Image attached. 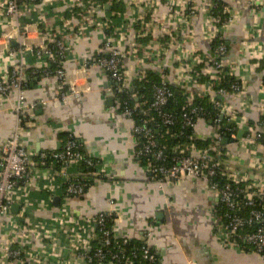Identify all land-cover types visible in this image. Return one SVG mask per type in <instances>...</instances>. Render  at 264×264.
Wrapping results in <instances>:
<instances>
[{
  "label": "built area",
  "instance_id": "1",
  "mask_svg": "<svg viewBox=\"0 0 264 264\" xmlns=\"http://www.w3.org/2000/svg\"><path fill=\"white\" fill-rule=\"evenodd\" d=\"M65 5L63 11L70 10L73 7L80 8L82 17L80 23L73 20L65 21L62 13L58 17L61 25L55 31H41L42 43L39 47L32 50L21 48L18 51L5 49L0 50V62L14 61L16 55L25 52H31L35 56V66H33L32 75L39 78L54 77L59 85V102L64 103L67 95H78L73 87L72 81L67 77L64 71V64L69 60L68 38L72 32L93 25L92 16L95 10L100 8V3L96 0H75L72 2L61 0ZM163 1L167 17L162 21L154 17L155 8ZM232 3L240 0H230ZM251 12L256 11L258 3L255 0H245ZM40 0H0V22L17 25L23 15V7H37ZM107 5V3H106ZM135 0H128V8L132 10L135 17L132 23L140 25L138 33L134 32L132 44L137 52H143L148 58H164L169 51L173 52L170 58L166 59L172 65V72L176 76L175 82L179 88L186 89L189 96L192 95V89H197L202 96L211 92L210 97L214 108L219 111L221 119H226L233 128H226L223 135H227L230 141L237 144L238 155L247 154L248 161L244 168L230 166L231 163H239L237 153L229 152L225 148L222 159L208 155V150L196 151L191 145H187L189 154L178 156L170 163L162 151L156 150V143L152 137L151 129L144 126H138L131 120V111L124 109L122 114L126 116L132 124L133 136H138L144 140V145L135 152L136 157L150 156L153 162L159 165L146 166L152 181L159 186H173L181 181L196 178L203 179L208 183L209 189L218 197L219 204L224 206V211L217 216L215 228L220 235L221 244L240 253L255 254L260 256L264 262V145L258 141L264 134V120L259 122V127L249 129L242 142L237 141V129L242 126L244 119L230 105L216 99L217 96L231 97L239 102L246 97V84L241 75H236L235 66L238 61L230 60L227 55L224 35L239 25L240 11L220 5L217 0H149L144 4V8L137 10ZM199 15L204 26V33L209 42L218 41L214 49L216 57L210 63L204 62L205 55L197 50L189 53L186 59L181 58L183 44L181 36L178 38L180 29H176L175 22L186 20V23L192 17ZM164 21H169L172 27H165ZM84 25V27L82 26ZM127 25L119 24L111 28L112 39L108 38L100 48V51L94 54L91 59L96 68L107 75L118 87H125V72H123V62L126 54L113 46L112 42L123 34L122 29H127ZM110 25L107 26V29ZM129 30L126 31L128 33ZM6 36H8L6 34ZM124 36V35H123ZM5 39V34L0 35V39ZM137 38L149 39L147 43L137 44L134 42ZM90 62V61H88ZM204 62V63H203ZM206 65L201 75L207 78L205 84L201 85L198 77L192 74L195 65ZM14 65V64H13ZM24 62L18 61V66L9 73L0 70V100L6 99L13 94L14 103L11 107L14 114V124L10 130L8 139L0 146V264H134L133 261L125 258L123 249L116 242V252L111 251L112 239L115 238L112 227H107L109 218L112 222L116 216L115 205L109 201V210L98 212L91 217L74 218L72 213L66 208L70 199L82 197L87 187L86 184L94 179L105 176V170L96 162L90 154L86 155L75 152L76 143L72 136L65 138L61 151L41 152L38 155V162L34 161V154L29 152L23 144L24 121L33 112L37 105H45L46 102H29L26 96V75L23 73ZM166 70V69H165ZM162 81L153 88V101L151 107L161 117L165 127L173 124L170 116L162 112L171 96L167 88V81L163 73ZM222 74V75H221ZM142 76V73L139 77ZM221 76L234 78L235 83L230 86V92L219 88L214 90L213 86L220 81ZM137 77V78H139ZM70 90L69 94L64 92L65 88ZM113 93V92H112ZM134 96V95H133ZM58 101V100H57ZM37 103V104H36ZM136 108V106L134 107ZM194 112V111H193ZM192 112V113H193ZM260 112L264 117V102L260 104ZM185 126L195 131L197 122H193L187 115H183ZM208 128L211 132L210 138L216 140L211 151H215L218 144L221 143L222 136L218 134L216 128ZM225 128H223L224 130ZM201 140L204 135L196 136ZM241 144H247L245 148ZM243 148L244 152L241 151ZM239 149V150H238ZM261 149V153L257 150ZM36 156V155H35ZM50 158L58 167L48 165L46 160ZM85 165L93 169L91 173H84L81 167ZM74 169L76 170L75 172ZM44 174V181L39 172ZM226 178V184L223 188H218L212 180L218 175ZM64 177V188L60 193L62 207L55 209L49 207L50 199L44 198L37 201L35 205L29 200L33 190H41L50 194L58 176ZM82 176H88L90 181L80 179ZM241 184H246L241 186ZM239 197H242L239 200ZM14 205L18 206V213L12 214L11 209ZM243 208L250 209L248 217L242 216ZM42 211L49 213L50 217L43 221L33 222L30 211ZM224 220H223V219ZM48 220V221H47ZM254 227L250 233H241L245 228ZM149 234L141 238L143 247L141 248L142 259L153 263L157 260V252L148 244ZM121 244H126L129 240L120 239ZM99 242V247L93 245ZM135 252H132L134 254ZM70 256L75 261H66Z\"/></svg>",
  "mask_w": 264,
  "mask_h": 264
},
{
  "label": "crops",
  "instance_id": "2",
  "mask_svg": "<svg viewBox=\"0 0 264 264\" xmlns=\"http://www.w3.org/2000/svg\"><path fill=\"white\" fill-rule=\"evenodd\" d=\"M124 1L127 8L124 14L113 18L114 13L108 12V2L95 10L91 27L70 34V58L64 64V71L78 95L70 96V90L66 87L64 92L69 95L64 103L59 102L61 89L54 77L41 79L32 75V65L35 66L36 58L31 52H25L21 57L16 55L14 61L1 60L0 70L6 73L17 67L18 61L22 60L27 99L29 102H46L45 105H37L31 116L25 119L23 144L34 154V161L38 162L41 152L61 150L65 141L61 138L62 134H69L76 139L84 151L105 170V176L102 177L105 179L92 180L83 196L70 199L66 208L78 219L108 211L109 201H112L116 212L112 222L115 238L141 241L144 235L149 234L148 244L157 252V264H264L258 255L243 254L221 244L220 235L215 228L219 201L205 180L192 178L169 187L159 186L152 181L146 166L138 162L132 124L119 110L118 100L112 93L114 82L91 61L103 43L108 38L112 39V34H106L107 26L110 25L109 30L119 24L128 26L127 29H122L120 38L113 35V38L118 39L112 42L113 46L126 54L122 68L125 72V88H130L133 80L149 70L166 72L165 78L170 83H176V76L172 72V65L165 61L173 52L169 51L164 58L154 59L134 49L131 37L140 30L135 31V26L140 27L141 24L134 26L132 19L135 15L128 8V0ZM147 1L149 0H135L138 8H134H144ZM218 1L240 11L239 25L225 34L223 39L229 50L228 58L238 61L235 66L236 75H241L246 84L247 95L242 102L229 97L227 103L244 119L241 128L236 130V140L242 142L249 129L257 128L249 125V122L259 127V122L264 120L260 112V104L264 102V71L258 70L259 62H264V0H255L258 6L252 12L245 0L233 3L230 0ZM61 2L40 0L37 7H23V15L17 25L0 22V35L5 34V39H0V50L5 47L15 51L28 46L32 50L39 47L42 43L41 31H55L61 25L58 17L66 7ZM153 12L158 20L162 21L167 17L163 1ZM164 23L167 28L173 25L169 21ZM185 23L186 20L175 22L176 29H180L175 36L183 37L181 41L185 42L181 58H188L189 53L196 50L200 54H208L210 42L204 33L201 17L194 16ZM134 42L136 43L135 38ZM13 103V94L0 100V146L8 139L14 124L11 109ZM207 127L211 128L203 121H198L195 138L199 139L196 136L200 135H204L201 140L210 138L211 132ZM223 138L228 140L225 148L237 153V144L230 141L227 135H223ZM241 145L249 147L247 144ZM241 151L244 152L243 148ZM257 151L261 153V149ZM238 156L240 162L231 163L230 166L244 168L248 161L247 154ZM75 171L74 169L73 172ZM39 176L42 177L41 182L46 183L42 171ZM263 176L264 172L261 173V177ZM64 179L60 175L56 178L52 190L48 191L49 195L41 190L40 185L38 190L31 192L29 200L35 205L37 201L49 198V207L54 208L56 213L62 207L60 193L64 187ZM55 198H58V206L54 204ZM17 213L18 209L16 213L12 212ZM30 213L34 215L31 216L33 222H44L50 217L47 212L35 210ZM65 260L75 261L70 256Z\"/></svg>",
  "mask_w": 264,
  "mask_h": 264
},
{
  "label": "trees",
  "instance_id": "3",
  "mask_svg": "<svg viewBox=\"0 0 264 264\" xmlns=\"http://www.w3.org/2000/svg\"><path fill=\"white\" fill-rule=\"evenodd\" d=\"M100 5L106 4L109 2V13H114L113 18H116L117 15L124 14L127 10L126 3L124 0H96ZM218 1V0H217ZM220 5H223L222 2L218 1ZM82 11L80 8L73 7L70 10H66L62 12L63 19L80 21ZM140 29V27L135 26V31ZM138 33V32H135ZM107 35L112 34V30L106 32ZM147 38H137V44H143L147 41ZM225 42V41H223ZM218 45V41H213L210 43L209 53L205 55L204 62L210 61L216 57L214 53L215 47ZM227 55H228V47ZM203 62V63H204ZM195 65L192 69V74L198 77L199 83L202 85L207 81V78L201 75L202 70L206 65L204 64ZM259 71H264V62H259ZM222 75V74H221ZM162 76L159 73L154 71H145L141 77L135 79L131 83L130 88H122L118 91V87L115 83L113 85V94L118 100L119 110L123 111L124 109H129L131 111V120L134 124L138 126H144L145 128L151 129L152 137L155 141L157 147L156 150L162 151L164 156L167 158V163H170L173 159L178 156H187L189 154V150L187 149V145H192L196 151H207L208 155L211 157H215L216 159H222V154L225 152V146L218 144L216 150L213 152L210 148L213 146L216 140L213 138H206L204 140L196 139L193 134V129L185 126L183 115L187 114L193 122L203 121L208 126L212 128H216L218 134L221 136L226 132V128H233V126L226 122V119H221L220 113L216 108H214L212 102H210V97L214 95V93L207 94L206 96H202L201 92L197 89H192V95L189 96L185 92L186 89H181L176 86L174 83H168L167 88L171 92V96L168 99L166 105L162 108V112L170 116L173 120V124L169 127H165L161 121V117L158 113L151 107L153 101V88L159 85L162 81ZM166 76V72L164 74ZM235 83L234 78L229 76H221L220 81H218L214 86V90L222 88L227 92H230V86ZM27 85V84H26ZM134 95V96H133ZM136 106V108H134ZM194 111V112H193ZM193 112V113H192ZM249 125H253L254 128L258 127L257 124L249 122ZM223 128H225L223 130ZM247 133V132H246ZM245 133V135H246ZM69 134H62L61 138H66ZM137 147L136 151H139L141 147L144 145V140L135 136ZM72 140L77 145V150L75 152L86 155L83 147L80 143L77 142L76 139L72 138ZM65 142V141H64ZM260 145H264V134L262 138L258 141ZM64 144H62L63 146ZM62 149V148H61ZM61 151V150H60ZM39 159V158H38ZM37 160V157H35ZM138 162L147 166L151 164L159 165L158 162H153V159L150 156H139ZM48 165H54L58 167L59 164H54V162L48 158L46 160ZM81 169L85 170L84 173H91L93 171L92 168L83 165ZM91 178V177H90ZM88 176L80 177L81 180L90 181ZM92 179V178H91ZM105 179V178H102ZM85 182V181H84ZM213 183L217 185V187L223 188L226 184V178L221 176L220 174L216 176L213 180ZM86 183V182H85ZM86 189L91 185V183L86 184ZM246 184H241V186H245ZM64 188V187H63ZM85 189V190H86ZM242 197H239L241 200ZM250 209L253 208H243L242 216L248 217ZM224 211V206L222 204H218L216 214L217 216L222 215ZM223 219V218H222ZM224 220V219H223ZM107 227L111 229L112 227V219L109 218L107 222ZM254 230V227L245 228L241 233H250ZM112 247H110L111 251L116 252L117 249L114 248L116 246V242L123 249V253L125 258L133 261L134 264H157V260L153 263H149L142 259L141 256V248L143 247V243L141 241H128L126 244H121V240L112 239ZM95 247H99V242L96 241L93 243ZM132 252H135L132 254ZM158 259V257H157ZM93 264H97L96 261H93Z\"/></svg>",
  "mask_w": 264,
  "mask_h": 264
},
{
  "label": "water",
  "instance_id": "4",
  "mask_svg": "<svg viewBox=\"0 0 264 264\" xmlns=\"http://www.w3.org/2000/svg\"><path fill=\"white\" fill-rule=\"evenodd\" d=\"M105 9H107V8L105 7ZM216 99L219 100V101H221V102L228 103V98L227 97L217 96ZM227 142H228V140L226 138H223L222 141H221L222 145L227 144ZM54 204H55V206H58V198H55L54 199ZM17 209H18V206L17 205H14L12 207L11 211L13 213H16L17 212Z\"/></svg>",
  "mask_w": 264,
  "mask_h": 264
}]
</instances>
